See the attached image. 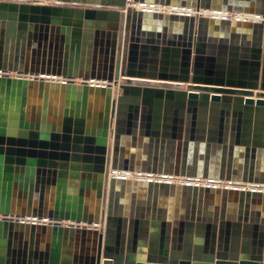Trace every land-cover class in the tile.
<instances>
[{
    "label": "water",
    "instance_id": "95a60500",
    "mask_svg": "<svg viewBox=\"0 0 264 264\" xmlns=\"http://www.w3.org/2000/svg\"><path fill=\"white\" fill-rule=\"evenodd\" d=\"M48 1L0 0V264H264V0Z\"/></svg>",
    "mask_w": 264,
    "mask_h": 264
},
{
    "label": "bare ground",
    "instance_id": "6f19581e",
    "mask_svg": "<svg viewBox=\"0 0 264 264\" xmlns=\"http://www.w3.org/2000/svg\"><path fill=\"white\" fill-rule=\"evenodd\" d=\"M37 3L39 4H49V3H53L52 1H48V0H36ZM137 8V6H136ZM139 8V7H138ZM148 8V7H147ZM160 11H164V12H170V11H175L176 13H182L184 12V10H181V9H171V8H158ZM203 15H208L210 17H215V18H219V19H222V18H225L226 17V14L224 13H203ZM231 19L233 20H239V21H245V20H256L257 18L256 17H253V16H247V15H236V14H232L230 16ZM7 76L13 78V77H16L17 74L15 73H8L6 74ZM29 77V76H27ZM38 78H42V77H38ZM46 79V78H44ZM52 79V78H50ZM53 80H58V81H61L62 79L60 78H53ZM74 83L76 84H79L81 83V80L79 79H76V80H72ZM88 84H92V85H96V84H100V85H103L102 83H97V82H92V81H88L87 82ZM106 85V84H104ZM115 175L119 176V177H125V178H128V179H152V180H161V181H168V182H171V183H182V182H186L185 179L183 178H173V177H160V176H157V175H154V176H147V175H142V176H136L134 175L133 173H125V172H115L114 173ZM200 184H207V182L205 180H202L199 182ZM227 186V184H216L215 186ZM242 187V186H240ZM245 188L246 189H259L261 191H264V186H257V187H251L250 185L246 184L245 185ZM1 217V216H0ZM63 225H68L70 224L69 222H62Z\"/></svg>",
    "mask_w": 264,
    "mask_h": 264
},
{
    "label": "crops",
    "instance_id": "0c3cea01",
    "mask_svg": "<svg viewBox=\"0 0 264 264\" xmlns=\"http://www.w3.org/2000/svg\"><path fill=\"white\" fill-rule=\"evenodd\" d=\"M28 118H29V117H28ZM48 196H49V193H47V192L45 193V192H44V198H45L44 200L47 201V200H48ZM54 196H55V192H54ZM86 245H87L88 247L91 246V244H86Z\"/></svg>",
    "mask_w": 264,
    "mask_h": 264
}]
</instances>
